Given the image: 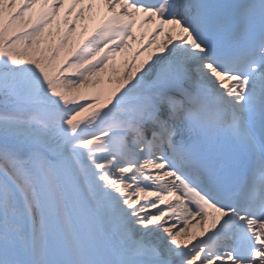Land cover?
Masks as SVG:
<instances>
[{
    "label": "snow or ice",
    "instance_id": "6c2138e0",
    "mask_svg": "<svg viewBox=\"0 0 264 264\" xmlns=\"http://www.w3.org/2000/svg\"><path fill=\"white\" fill-rule=\"evenodd\" d=\"M0 264H264V0H0Z\"/></svg>",
    "mask_w": 264,
    "mask_h": 264
}]
</instances>
